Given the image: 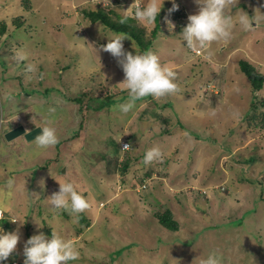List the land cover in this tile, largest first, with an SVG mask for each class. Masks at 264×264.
Segmentation results:
<instances>
[{"label": "rangeland", "instance_id": "374dc122", "mask_svg": "<svg viewBox=\"0 0 264 264\" xmlns=\"http://www.w3.org/2000/svg\"><path fill=\"white\" fill-rule=\"evenodd\" d=\"M28 1L0 0V27L7 24L0 30V208L6 232L19 230L18 257L24 259L31 236L51 238L55 230L80 252L70 264H201L213 252L220 264H264V89L253 95L239 67L247 60L264 73V0H238L230 14L242 10L255 23L235 24L227 41L201 54L180 35L199 11L196 0H175L179 10L171 13L172 0H164L162 30L150 51L177 73L178 90L138 100L127 114L117 107L129 99L120 84L125 74L102 50L119 33L82 18L96 1ZM134 1L114 0L112 11L131 16ZM140 1L142 7L146 0ZM48 8L55 15L41 14ZM136 23L147 32L156 25ZM131 39L125 50L135 54L133 41L142 52ZM41 126L56 129V145L36 147ZM125 140L128 152L121 151ZM154 147L163 160L145 165ZM127 156L131 164L122 173ZM57 176L82 184L74 185L90 207L78 217L52 209L49 185ZM168 207L180 217L178 231L154 217ZM88 210L94 224L78 234Z\"/></svg>", "mask_w": 264, "mask_h": 264}, {"label": "clouds", "instance_id": "9594fccd", "mask_svg": "<svg viewBox=\"0 0 264 264\" xmlns=\"http://www.w3.org/2000/svg\"><path fill=\"white\" fill-rule=\"evenodd\" d=\"M172 2L173 7L169 9L170 13L179 10V5L175 3V0ZM237 2L238 0H196L200 6L199 11L189 15L188 23L180 34L183 41H186V46L201 54V49H207L213 42L227 41L231 37L235 24L238 23L245 29L250 28L254 17H250L242 10L237 11L235 15L230 14ZM163 3L164 0H146L142 7L135 6L131 18L142 23L152 24L159 16ZM127 10L125 11L127 12ZM128 18L129 16H124L121 23L126 22ZM167 23L169 31H174L176 25L171 20H167ZM125 39L132 40L125 33L116 34L109 39L106 45L102 46V50L110 53L117 60L125 74V79L120 84L126 88L129 99L117 107L120 112L127 114L135 107L136 101L148 96L160 99L175 93L178 90V85L176 83L177 73L171 67L162 65L156 53L138 51L133 41L132 47L136 50L135 54L126 51L123 43ZM16 59L22 61L25 56L17 53ZM32 70L29 65L27 71ZM41 127L42 133L37 135L34 140L36 147L48 149L56 145L59 142L56 129L49 126ZM129 147V145H124L121 151L127 150ZM157 160L162 161L163 154L159 148L154 147L145 153L143 163L149 165ZM145 181L147 183V180ZM58 182L59 191L48 198L54 211H67L73 217H78V214L85 212L90 207L89 201L78 192L73 182ZM14 187L15 180L9 177L6 181V188L11 191ZM0 210L3 212L4 216L1 218L3 219L6 217V213L2 208ZM10 220L13 223L23 224L24 222L16 217ZM20 239L19 230L6 232L4 225L0 226V264H4L14 252L20 255L17 250ZM23 256L24 264H70L80 258V252L72 240L64 239L53 230L51 238H48L43 232L31 236L24 244ZM220 262V256L213 252L202 260L201 264H220Z\"/></svg>", "mask_w": 264, "mask_h": 264}, {"label": "trees", "instance_id": "16d2710c", "mask_svg": "<svg viewBox=\"0 0 264 264\" xmlns=\"http://www.w3.org/2000/svg\"><path fill=\"white\" fill-rule=\"evenodd\" d=\"M91 2L96 1V6L95 4L92 3V8H90L89 10L85 11L83 13L84 17L82 18H86L87 20L91 21L92 23H96V22H102L104 24V28H109L117 33H125L128 36H130L131 38H133L136 43L138 44L139 48L141 49L142 52L145 51H150L153 48V42L155 41V39L157 38V36L159 35V32L162 30V23L160 20L161 16H163L162 14H159V16L156 19V25L153 27V29L150 32H147L145 27H140L137 25L136 20L134 18H131V16H129V18L126 20V22L121 23V19L124 16L119 15L116 12H113L112 10L114 9V0H89ZM27 5H31L30 0L27 2ZM86 6H89V4H85ZM87 7H85L86 9ZM136 8V7H135ZM43 12V10L41 11V13ZM43 14V13H42ZM7 29V24L5 22L2 23L0 30L2 32H4ZM103 31H105L103 29ZM202 50V49H201ZM193 51V50H192ZM194 52V51H193ZM196 53V52H194ZM197 54V53H196ZM239 67L240 70L246 74L247 78L250 81L251 87H252V91H253V95H255L256 92L264 89V73L258 71L257 67L255 65H252L251 63H249L247 60H241L239 61ZM130 151V149L128 150ZM126 151V152H128ZM126 161H124L123 165H120L122 167V173H125L129 167L130 163V159L127 156ZM119 166V167H120ZM106 179V178H105ZM142 179H140L139 183H141V185H144V182H146L145 180L141 181ZM109 182H111L110 180H107V186L109 184ZM143 182V183H142ZM90 185V188L92 187V183H87L85 185ZM125 183L119 179L118 185L120 187V190L122 189V185H124ZM136 186H138V183H136ZM142 185V187H144ZM111 188V187H110ZM87 191V190H86ZM42 211H39L38 213H41ZM6 213V212H5ZM83 216V214H82ZM154 217L156 218V221L160 224V226L167 228L171 231H178L180 229V223L178 218H180L178 215H176L175 211L171 210L169 207L166 208L165 210H157L154 212ZM83 220L87 223L89 220L86 219L83 216ZM0 223H2L4 225V227L6 226L7 230L9 228V226L6 224V217H4L3 219L0 220ZM28 226H31V223H28ZM85 227H83V229H79L78 232H80V230H84ZM19 259V263L20 264H24V259H20L18 257V254L16 252H14L5 262L4 264H12L13 261L18 260Z\"/></svg>", "mask_w": 264, "mask_h": 264}, {"label": "crops", "instance_id": "0c3cea01", "mask_svg": "<svg viewBox=\"0 0 264 264\" xmlns=\"http://www.w3.org/2000/svg\"><path fill=\"white\" fill-rule=\"evenodd\" d=\"M54 12L55 11H53L52 13H50V8H48L45 12L43 11L41 14L43 15V16H47V15H49V14H54ZM55 15V14H54ZM65 20V19H64ZM83 20H85V21H87L88 23H91V24H93L91 21H89V20H87L86 18H83ZM253 23H255V22H253ZM258 23V22H257ZM67 169H68V167H67ZM66 173H68V171L66 172ZM60 181L59 180V178H58V176L57 177H54L53 178V180H51L50 181V185H49V189H51L52 191H51V195L53 194V193H55V192H58V189L60 188V185H59V182L58 181ZM61 182V181H60ZM67 182H69V180L67 181ZM73 182V181H72ZM62 183V182H61ZM74 184H76V183H78V182H73ZM79 184V183H78ZM84 185V184H83ZM82 186V184L80 185L79 184V188ZM81 189V188H80ZM84 191L86 192V190L84 189ZM100 203H101V201H100ZM99 203V204H100ZM59 212V211H58ZM109 213H111V211L109 212ZM56 214H57V212H56ZM88 214L90 215V217H88V216H86V213H85V216L86 217H88L89 218V221L87 222V226H84L85 228H84V230H80V232H78V234H84L85 233V230H89V229H91L92 228V226H93V224H94V221L91 219L90 220V218H93V216L89 213V210H88ZM94 214V213H93ZM98 213L96 212V214H95V216L97 215ZM41 215H43V213L41 212V213H39L38 214V216H39V218L41 217ZM45 216H46V214H44ZM84 215V214H83ZM106 216H109V214L108 215H105V217ZM48 217V216H47ZM69 217H71V216H69ZM102 217L104 218V214L102 215ZM82 218H83V216H82ZM44 219V218H43ZM40 220V219H39ZM72 223H75V222H73L72 220H71V224ZM65 224V223H64ZM63 224V225H64ZM56 225H57V227H58V221H56ZM74 225V224H73ZM69 227H70V225H68ZM74 226H76V227H80L81 225H79V224H76V225H74ZM83 229V228H82ZM17 230V229H16ZM15 230V231H16ZM80 236V235H79ZM75 239V238H74ZM19 246H20V242L18 243V245H17V249L19 248Z\"/></svg>", "mask_w": 264, "mask_h": 264}, {"label": "built area", "instance_id": "2783aa9c", "mask_svg": "<svg viewBox=\"0 0 264 264\" xmlns=\"http://www.w3.org/2000/svg\"><path fill=\"white\" fill-rule=\"evenodd\" d=\"M139 2H141L140 0H135V6L137 7V6H141L140 5V3ZM124 145H129L130 147L127 149V150H129L130 148H131V144H130V142H128V141H122L121 142V150L123 149V146ZM127 150H124V151H127ZM145 186V185H144ZM4 215H3V212H2V210H0V219L3 217ZM6 264V263H5ZM12 264H20L19 263V260H15V261H13V263Z\"/></svg>", "mask_w": 264, "mask_h": 264}, {"label": "bare ground", "instance_id": "6f19581e", "mask_svg": "<svg viewBox=\"0 0 264 264\" xmlns=\"http://www.w3.org/2000/svg\"><path fill=\"white\" fill-rule=\"evenodd\" d=\"M157 114V113H156ZM149 126V125H148ZM151 178V177H150ZM164 207V206H163ZM166 209V208H165ZM91 232V231H90Z\"/></svg>", "mask_w": 264, "mask_h": 264}]
</instances>
